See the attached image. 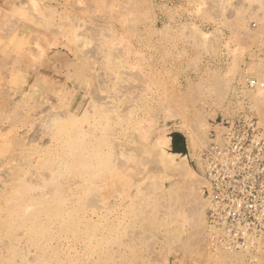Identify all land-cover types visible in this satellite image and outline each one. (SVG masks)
<instances>
[{"label":"rangeland","instance_id":"rangeland-1","mask_svg":"<svg viewBox=\"0 0 264 264\" xmlns=\"http://www.w3.org/2000/svg\"><path fill=\"white\" fill-rule=\"evenodd\" d=\"M248 78L264 0H0V264H247L204 247L199 155L264 129Z\"/></svg>","mask_w":264,"mask_h":264},{"label":"built area","instance_id":"built-area-1","mask_svg":"<svg viewBox=\"0 0 264 264\" xmlns=\"http://www.w3.org/2000/svg\"><path fill=\"white\" fill-rule=\"evenodd\" d=\"M255 89V78L245 80ZM199 155L204 247L264 264V129L249 107L213 123Z\"/></svg>","mask_w":264,"mask_h":264},{"label":"water","instance_id":"water-1","mask_svg":"<svg viewBox=\"0 0 264 264\" xmlns=\"http://www.w3.org/2000/svg\"><path fill=\"white\" fill-rule=\"evenodd\" d=\"M168 136L170 139V151L174 154L185 155L187 153V148L183 137L178 133Z\"/></svg>","mask_w":264,"mask_h":264},{"label":"bare ground","instance_id":"bare-ground-1","mask_svg":"<svg viewBox=\"0 0 264 264\" xmlns=\"http://www.w3.org/2000/svg\"><path fill=\"white\" fill-rule=\"evenodd\" d=\"M258 86L261 87L262 89H264V83H261V84L259 85V82H258ZM258 86H257V87H258ZM257 87H256V88H257ZM180 155H181V154H180ZM185 156H187V154H186ZM176 169H177V168H176ZM176 169H175V170H176ZM177 170H178V169H177ZM177 170H176V171H177ZM189 178H192V177L189 176Z\"/></svg>","mask_w":264,"mask_h":264}]
</instances>
